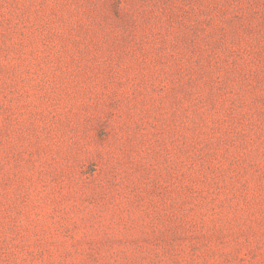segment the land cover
Returning a JSON list of instances; mask_svg holds the SVG:
<instances>
[{
    "label": "rangeland",
    "instance_id": "obj_1",
    "mask_svg": "<svg viewBox=\"0 0 264 264\" xmlns=\"http://www.w3.org/2000/svg\"><path fill=\"white\" fill-rule=\"evenodd\" d=\"M0 264H264V0H0Z\"/></svg>",
    "mask_w": 264,
    "mask_h": 264
}]
</instances>
